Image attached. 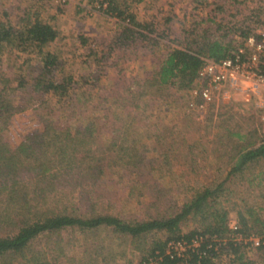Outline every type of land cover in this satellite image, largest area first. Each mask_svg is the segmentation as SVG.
Listing matches in <instances>:
<instances>
[{"label":"trees","instance_id":"trees-1","mask_svg":"<svg viewBox=\"0 0 264 264\" xmlns=\"http://www.w3.org/2000/svg\"><path fill=\"white\" fill-rule=\"evenodd\" d=\"M104 1L102 13L129 18L119 24L120 42L153 41L152 68L117 67L104 83L99 64L122 57L114 45L92 52L96 68L76 73L50 48L58 37L51 22L29 9L15 23L0 18V264H264V234L254 257L234 233H264V136L234 103L215 98L202 120L188 106L200 56L229 54L262 21L264 0H211L206 16L190 18L184 40L165 47L164 33L151 36L152 25L130 5ZM16 48L26 53L17 63ZM26 109L37 124L11 143L5 132ZM213 116H220L215 141L231 149L226 165L211 169L193 154L207 150L199 123ZM121 191L139 199L134 212L113 207ZM231 210L238 226H229ZM125 242L138 261L120 256Z\"/></svg>","mask_w":264,"mask_h":264},{"label":"rangeland","instance_id":"rangeland-1","mask_svg":"<svg viewBox=\"0 0 264 264\" xmlns=\"http://www.w3.org/2000/svg\"><path fill=\"white\" fill-rule=\"evenodd\" d=\"M101 1L104 0H0V18L10 19L13 23L21 16V13L29 9L30 13H36L39 17L51 22L58 30L57 40L52 42L50 48L55 50L61 57L66 60V68L73 72H88L90 68H96L98 65L95 53L92 52L102 51L109 49V47L114 45V50L119 51V55L122 57L118 59L116 65H112L111 61L115 60L116 57H110L109 61L99 64L102 69L106 72L105 76L102 77L101 82H110L113 74L117 70V67H122L125 72L137 69L138 72L142 73L146 69L153 67L150 61V46L148 43H153L152 40H131L127 44H124L118 40L119 37L120 23L129 21L126 19L119 18L117 15H109L102 13L100 9ZM120 6L124 4L130 5L132 11L136 14V17L142 21L150 23L154 28L151 31V36L157 33L163 34L160 37V44L165 47L166 42L172 41L171 38H178V40H184L186 29L189 25L190 18L195 15H205L207 14L211 0H117ZM105 2V1H104ZM106 3H103L102 7ZM3 11L8 12V17L3 16ZM33 17V15H32ZM215 16V18H217ZM123 21V22H122ZM83 39V40H82ZM113 40L114 43L111 41ZM111 42V44H110ZM180 45L177 43H172ZM137 47V48H136ZM135 50V54L128 55L130 51ZM4 53V52H3ZM26 53L16 48L10 52L12 57L16 58V63L21 62L26 56ZM8 53L5 52L4 56ZM126 58V60L122 59ZM25 65V64H24ZM223 102V101H222ZM234 103V108L241 112L243 116V121L248 122L250 127L258 129V137L264 136L260 128L258 117L253 107L249 104H244L239 96H234L232 99ZM224 103V102H223ZM242 103V104H241ZM176 109V108H175ZM243 113V114H242ZM205 114L199 116L202 120ZM219 117H212V121L209 119L206 121H201L199 126L201 127V140L204 143L207 150L202 152L201 147H196L194 152L196 155L199 153V157L194 156L196 163L199 165H207L211 169L213 165L224 162L226 165L227 155L224 154L225 151L230 150V146L226 147L225 143L215 141L217 139L215 132L217 131V122H219ZM151 122L155 120L153 117L150 119ZM35 121L31 111L26 109L23 112L14 115L9 127L7 128L5 135L9 142L15 143L19 140L21 135L26 131L30 130L32 127L36 126ZM207 124L206 130H203V125ZM149 127V125H147ZM191 137L196 136L195 133L191 132L189 134ZM226 149V150H225ZM222 153V154H221ZM207 155V157H206ZM220 155H223L220 156ZM188 157V156H187ZM184 158L188 161V158ZM181 169V168H180ZM211 172V171H210ZM187 179V178H186ZM119 182L117 185H120ZM243 186L235 188V190H240ZM243 190L237 191L236 195H242ZM254 199L258 202L263 200L260 196L259 188H254L252 192ZM238 202V201H237ZM242 201L238 203L240 205ZM113 207L115 206L119 214H128L134 212L139 207V199L132 197L127 199L124 193L121 191L112 200ZM264 205V202L262 203ZM229 215V226H233L238 223L236 221V211L231 210ZM66 234H73L74 232H65ZM238 240L248 242L245 244V248L249 250L247 254L254 257L258 256L255 253L254 248L258 246L254 242L255 237H260L264 233H259L254 235L250 232L249 235H242L241 231L234 232ZM104 232H102V235ZM76 235V234H74ZM92 235V234H89ZM96 236H101L100 232H96ZM163 236L164 233H161ZM73 236V235H72ZM89 241L94 243H99L100 240H95L88 238ZM105 242L107 240H104ZM82 243V240H81ZM75 245V244H74ZM124 246L127 248L123 252L122 257L131 259L133 262L139 260L138 254L132 252L128 248V243L125 242ZM82 244L75 247L72 246L71 254L73 257H77L81 251ZM120 248V246H119ZM176 250H182L183 246L177 244L174 246ZM225 258V255L216 256L215 260H220V258ZM96 264H103V260L97 259ZM146 264H154L149 262Z\"/></svg>","mask_w":264,"mask_h":264},{"label":"built area","instance_id":"built-area-1","mask_svg":"<svg viewBox=\"0 0 264 264\" xmlns=\"http://www.w3.org/2000/svg\"><path fill=\"white\" fill-rule=\"evenodd\" d=\"M200 57L189 109L202 116L215 98L230 104L234 96H239L253 107L264 135V16L246 37L239 38L229 54L219 59ZM254 239L258 244L259 238Z\"/></svg>","mask_w":264,"mask_h":264}]
</instances>
